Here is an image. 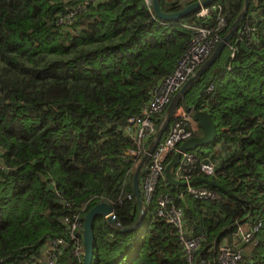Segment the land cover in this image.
<instances>
[{
	"label": "trees",
	"instance_id": "1",
	"mask_svg": "<svg viewBox=\"0 0 264 264\" xmlns=\"http://www.w3.org/2000/svg\"><path fill=\"white\" fill-rule=\"evenodd\" d=\"M83 1L0 0V264H47L54 239L68 243L55 264H83L64 218L86 205L82 219L107 202L121 226L137 224L143 209L125 162L131 142L124 126L187 51L183 25L213 26L221 7L224 38L245 7V0H216L207 20L198 11L167 22L156 21L144 0H100L72 24L60 22ZM196 2L161 0V9L175 13ZM193 89L198 100L185 105L207 111L218 129L216 141L195 155L217 166L209 179L235 196L194 184L218 198L178 199L184 227L203 236L198 254L217 264L220 245L237 250L238 225L261 223L241 264H264V0L250 1L230 44L186 96ZM166 112L155 119L157 130ZM164 188L145 203L136 231L96 219L93 264H189L177 229L156 214ZM127 194L133 200L115 205Z\"/></svg>",
	"mask_w": 264,
	"mask_h": 264
},
{
	"label": "built area",
	"instance_id": "2",
	"mask_svg": "<svg viewBox=\"0 0 264 264\" xmlns=\"http://www.w3.org/2000/svg\"><path fill=\"white\" fill-rule=\"evenodd\" d=\"M100 0H84L81 4L68 11V15L60 19L61 23L72 24L78 14L95 5ZM147 7L153 5V0H144ZM201 2V0H198ZM210 16L209 8H202L199 17L207 20ZM154 19L157 21L155 13ZM228 27L227 18L222 14L219 7L218 16L213 26L183 25L189 34L188 49L182 56L174 72L169 75L155 90L153 98L142 108L141 113L127 120L124 132L131 142V147L125 152V162L131 165V170L136 171L143 157L147 153L151 143L158 132L155 119L167 111L174 101V98L183 86L197 73V71L207 62L210 55L216 50L223 40V33ZM234 56V54H232ZM215 86L211 85L208 92H213ZM201 130L199 122L194 119L191 112L186 109L185 103L180 104L174 113L170 125L145 164L141 176V191L144 203L149 204L157 194L159 187H165V194L157 200L156 214L168 225L174 226L180 236L187 253L189 264H208L205 259L198 254V250L204 240L203 236H190L184 227V212L176 204L177 200L189 194L200 200H216L218 195L208 189H200L190 185L196 178H210L216 174L217 166L209 159L200 160L191 152L182 153L178 166L175 169V178L180 182L189 184L185 192L177 193L168 187L170 185L166 176V167L180 150L184 142L194 137H198ZM171 186V185H170ZM132 194H127L120 198L117 204H122L125 200H133ZM70 206V204H67ZM86 205L81 213L71 217H65L64 223L68 226L70 234V246L74 255L80 262L84 260L85 246L82 236L84 220L82 214L87 209ZM262 224L251 227L238 225L235 237L239 243L246 245L251 243ZM68 243L62 239L50 240L45 249V259L47 264H55L63 253V247ZM217 264H241L243 256L240 251L233 250L229 245H220L217 252Z\"/></svg>",
	"mask_w": 264,
	"mask_h": 264
},
{
	"label": "water",
	"instance_id": "3",
	"mask_svg": "<svg viewBox=\"0 0 264 264\" xmlns=\"http://www.w3.org/2000/svg\"><path fill=\"white\" fill-rule=\"evenodd\" d=\"M216 0H204L201 2H196L187 8H185L182 11L175 12V13H166L163 12L161 9V0H153V10L154 13L157 17V19L161 21H167V22H178L183 18H186L198 11H200L202 8H208L210 7ZM250 1L251 0H245V7L236 22L231 26L229 29L228 34L223 38V40L220 42L216 50L214 51L213 55L210 57L209 60L197 71L195 76H193L178 92V94L175 96L174 101L172 104L169 106L166 112V118L164 122L162 123L161 127L159 128L155 139L151 143L147 153L143 157L141 163L139 164L138 168L136 169L134 173V178H133V185H134V195L136 197V200L143 209L142 215L137 222V224L131 228H124L121 226V224L118 222V219L115 215V210L114 208L108 204L107 202H101L97 204L95 207H93L84 217V224H83V230H82V236H83V241H84V246H85V253H84V260L83 264H93V259H94V248H95V232H94V225L95 221L98 217H103L107 220V222L110 225H115L118 226L122 232H132L136 231L139 228H141L142 223L145 219L146 213L144 211V200L141 192V176H142V171L145 166V164L148 162L150 159L151 155L155 151L156 147L158 146L159 142L162 140L164 137L170 122L174 116L175 111L177 108L180 106V104L185 103L186 101V93L188 89L195 83L197 82L202 76L206 74L208 69L217 61L223 50L230 44L231 40L234 38L236 33L238 32L240 25L242 21L245 19L247 12L249 10L250 6ZM186 109L191 112L192 116L194 119H196L199 124L200 128L202 130V135L198 137H194L190 140H187L182 144L180 147V150L175 154L174 158L168 163L166 167V176L168 183L171 186L174 187H182L186 188L190 185H194L196 183H201L207 186L215 187L220 190L225 191L227 194L231 196H235L230 190H226L223 187L217 185L215 182L208 178H196L189 184L186 182H180L176 180L174 174H175V169L178 166V163L181 159L182 153L185 152H191L195 151L199 148L203 147H208L212 145L218 136V129L217 125L214 122L212 116L207 112V111H198L195 108L185 105ZM236 198V197H235ZM246 244L244 242H241L238 245V250L242 254L244 258H248L247 252L244 250V247Z\"/></svg>",
	"mask_w": 264,
	"mask_h": 264
},
{
	"label": "rangeland",
	"instance_id": "4",
	"mask_svg": "<svg viewBox=\"0 0 264 264\" xmlns=\"http://www.w3.org/2000/svg\"><path fill=\"white\" fill-rule=\"evenodd\" d=\"M198 94H199V93L197 92V89L190 90V91L188 92L187 96H186V100H187L186 102H187V104L193 106V104L196 103L197 100H198V97H199ZM176 95H177V94H176ZM165 118H166V115H165ZM198 135H199V136L202 135V130L199 131V134H198ZM207 150H208V149H207ZM207 150H205V151H207ZM198 152H199V149L193 151L194 154H196V153H198Z\"/></svg>",
	"mask_w": 264,
	"mask_h": 264
},
{
	"label": "crops",
	"instance_id": "5",
	"mask_svg": "<svg viewBox=\"0 0 264 264\" xmlns=\"http://www.w3.org/2000/svg\"><path fill=\"white\" fill-rule=\"evenodd\" d=\"M142 192V191H141ZM247 227V226H246Z\"/></svg>",
	"mask_w": 264,
	"mask_h": 264
}]
</instances>
